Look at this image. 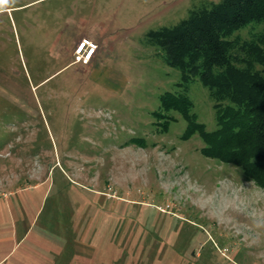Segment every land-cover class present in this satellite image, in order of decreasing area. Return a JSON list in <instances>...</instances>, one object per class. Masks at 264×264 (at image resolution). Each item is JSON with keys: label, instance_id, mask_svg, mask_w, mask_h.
I'll return each instance as SVG.
<instances>
[{"label": "rangeland", "instance_id": "1", "mask_svg": "<svg viewBox=\"0 0 264 264\" xmlns=\"http://www.w3.org/2000/svg\"><path fill=\"white\" fill-rule=\"evenodd\" d=\"M219 1L0 4V264H264V248L177 194L184 181L213 185L223 163L182 137L179 113L166 132L154 115L166 92L188 91L199 122L218 128L209 91L182 85L146 36ZM83 39L97 53L72 64Z\"/></svg>", "mask_w": 264, "mask_h": 264}, {"label": "trees", "instance_id": "2", "mask_svg": "<svg viewBox=\"0 0 264 264\" xmlns=\"http://www.w3.org/2000/svg\"><path fill=\"white\" fill-rule=\"evenodd\" d=\"M252 25L249 38L239 32ZM258 28H260L258 30ZM146 44L181 72V83L198 80L214 102L218 128L208 131L187 93L166 92L154 112L166 132L172 112L187 122L184 139L198 135L202 154L243 171L264 185V0L203 3L173 26L151 30Z\"/></svg>", "mask_w": 264, "mask_h": 264}, {"label": "clouds", "instance_id": "3", "mask_svg": "<svg viewBox=\"0 0 264 264\" xmlns=\"http://www.w3.org/2000/svg\"><path fill=\"white\" fill-rule=\"evenodd\" d=\"M225 167L233 171L224 173ZM220 171L213 185L188 180L178 185L177 194L215 222L229 239L246 249L264 248V185L255 179L245 184L229 165L221 164Z\"/></svg>", "mask_w": 264, "mask_h": 264}, {"label": "built area", "instance_id": "4", "mask_svg": "<svg viewBox=\"0 0 264 264\" xmlns=\"http://www.w3.org/2000/svg\"><path fill=\"white\" fill-rule=\"evenodd\" d=\"M97 51V46L87 39H83L75 51V63L87 65L90 63L91 55Z\"/></svg>", "mask_w": 264, "mask_h": 264}, {"label": "crops", "instance_id": "5", "mask_svg": "<svg viewBox=\"0 0 264 264\" xmlns=\"http://www.w3.org/2000/svg\"><path fill=\"white\" fill-rule=\"evenodd\" d=\"M96 53H97V52H95V54L91 57L90 63L92 62V60H93L94 56L96 55ZM90 63H89V64H90ZM72 64H77V63L74 62V63H72ZM89 64H87V65H89ZM82 66H86V65H82ZM45 263H46L45 261L40 262V264H45Z\"/></svg>", "mask_w": 264, "mask_h": 264}, {"label": "snow or ice", "instance_id": "6", "mask_svg": "<svg viewBox=\"0 0 264 264\" xmlns=\"http://www.w3.org/2000/svg\"><path fill=\"white\" fill-rule=\"evenodd\" d=\"M7 3V0H0V4Z\"/></svg>", "mask_w": 264, "mask_h": 264}, {"label": "bare ground", "instance_id": "7", "mask_svg": "<svg viewBox=\"0 0 264 264\" xmlns=\"http://www.w3.org/2000/svg\"><path fill=\"white\" fill-rule=\"evenodd\" d=\"M95 52H96V51H94V53L91 55V57L95 54ZM91 57H90V58H91Z\"/></svg>", "mask_w": 264, "mask_h": 264}]
</instances>
